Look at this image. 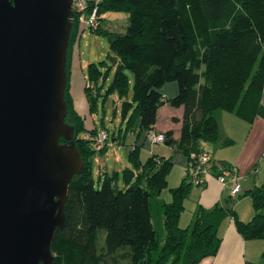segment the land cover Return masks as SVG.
Segmentation results:
<instances>
[{
    "label": "trees",
    "instance_id": "16d2710c",
    "mask_svg": "<svg viewBox=\"0 0 264 264\" xmlns=\"http://www.w3.org/2000/svg\"><path fill=\"white\" fill-rule=\"evenodd\" d=\"M96 1L89 0L90 8ZM107 11L129 13L126 31L109 33L111 48L121 62L112 87L121 98L128 90L127 71L134 74L133 99L124 100V112L132 109L125 133L136 132L138 138L145 133L147 140L148 131L157 130L161 107L167 103L184 107L182 119L173 118L182 122L180 136L175 137L174 130L163 132L164 143L175 155L186 157L184 177L180 185L170 188L172 199L163 204L166 238L162 246L153 224L152 200L169 187L172 158L153 154L143 162L141 147L135 145L129 159L136 171L130 167L122 171L125 186H119L117 171L104 173L101 187L95 186L94 155L106 151L108 142L96 150L95 139L84 138L85 122L70 94V50L78 29L75 16L67 63L66 121L75 127L85 167L70 184L68 223L55 235L54 264H199L218 253L219 228L228 216L245 239L264 240V181L237 198L231 196L226 204L199 206L187 227L180 224L193 187L208 182L196 185L188 165L195 162L193 153L207 149L206 143L218 142L217 111L233 113L248 122L250 129L258 118L264 120V0H102L101 20ZM105 76L98 64L89 65L86 94L92 112L102 88L100 79ZM172 82L177 83L178 93L167 98L163 88ZM94 92H98L96 97ZM98 132L97 127L89 131L93 137ZM259 164L252 166L255 176ZM231 165L235 164L213 160L212 176L218 180L219 170ZM226 186L231 193L230 183ZM245 196L252 198L255 211L248 222L241 221L235 209L238 198ZM262 258L259 264H264V251Z\"/></svg>",
    "mask_w": 264,
    "mask_h": 264
},
{
    "label": "water",
    "instance_id": "95a60500",
    "mask_svg": "<svg viewBox=\"0 0 264 264\" xmlns=\"http://www.w3.org/2000/svg\"><path fill=\"white\" fill-rule=\"evenodd\" d=\"M73 5L0 0V264H54L85 167L66 121Z\"/></svg>",
    "mask_w": 264,
    "mask_h": 264
},
{
    "label": "rangeland",
    "instance_id": "374dc122",
    "mask_svg": "<svg viewBox=\"0 0 264 264\" xmlns=\"http://www.w3.org/2000/svg\"><path fill=\"white\" fill-rule=\"evenodd\" d=\"M87 21L88 17L85 15H82L80 20H78L77 35L70 50L71 76L69 82L71 84V93L76 96L78 106L86 115V128L88 130H91L97 127L99 131L107 130L110 135L106 151H104L103 154L99 153L98 156L94 159L93 176L95 186L97 188L101 187L102 180L104 178L103 173L105 169H107L106 172L109 174H114L116 171L120 172L119 186L124 187L126 184L122 172L125 169L124 163L126 162L133 171H136L135 165L130 162L129 154L131 149L135 145H139L141 147L140 158L143 162H145L150 157V155L153 154L165 158H172L174 160V166L169 176V187L163 192V196L170 195L171 200L172 194L170 192V188L177 187L178 185H180L184 177V174L182 175L184 166L181 160L183 159V155H180V157L178 156L179 154L175 155L174 151L166 143L152 144L153 150L150 152L149 149L152 145L146 139H143V135L138 138L137 134H134L131 131L125 133V129L127 127V119L130 117L132 109H130L126 113L124 112V100L127 99L129 101H132L133 99V72L127 71V73L129 74V85L127 94L124 98H121L117 89L112 87L115 75L118 71L121 62L118 55L111 48L109 33L125 32L126 28L129 25V13L125 11L105 12L102 15L101 24L99 27L100 29L98 28L99 30L96 29V31L92 30L88 26ZM91 63L98 64L99 67L102 68L103 73L106 74L105 77L100 79V84L102 88L100 90V96H98L99 98L95 99L97 102V108L94 109L93 112L91 111L89 99L86 94V84L90 85V83L88 82V69ZM94 93H96V97L98 92ZM172 109L173 107L170 104H167V106L163 107L160 110V124L164 125L168 121L172 122L169 116L170 110ZM222 112L226 111H217V117L220 122L221 130H223L222 118L220 116ZM242 122V127L238 126L236 128L237 136L236 138H233L232 144L226 147H222L220 145V140L222 139L221 136L218 142L206 143L208 148H212V156H216V154L222 155L224 159L223 161L227 164H230L237 162L240 156L247 153L249 147L246 146L248 145V133L250 125L246 121ZM175 125L176 124H173L174 127ZM121 128L123 129V131L120 130ZM251 142H253L252 138ZM263 145L264 141L262 139L256 144V146H259L258 148H262V150L264 149ZM252 150L254 151V147L252 148ZM102 157L104 160L102 159ZM245 158L246 160L245 165L243 166V171L241 170L243 176H245V174L248 173L250 169H253V165L251 167H248L250 163L248 156H245ZM255 178L258 181L257 185H260L264 181L263 155L260 159L258 175H252L249 182L253 183ZM165 201L166 200L163 197H160L159 199L156 197V199L152 200L153 224L158 234L160 246L163 245L166 238V231L164 229L163 207ZM238 207L242 209L244 214L250 215V220L252 219V217L254 216V207L252 198L250 196H245L239 201H237L235 208L236 211ZM191 212L192 208L186 206L185 212L182 215V217L184 216L186 221L185 224L182 226L187 227L191 223L193 217V213ZM260 242L264 243V240ZM263 251L264 249L262 250V254ZM262 260L263 258L261 259V261Z\"/></svg>",
    "mask_w": 264,
    "mask_h": 264
},
{
    "label": "crops",
    "instance_id": "0c3cea01",
    "mask_svg": "<svg viewBox=\"0 0 264 264\" xmlns=\"http://www.w3.org/2000/svg\"><path fill=\"white\" fill-rule=\"evenodd\" d=\"M70 69H71V64H70ZM70 76H71V71H70ZM70 89H71V84H70ZM163 93L165 94L167 98L174 97L178 93L177 83L172 82V83H168L167 85H165V87L163 88ZM70 94L73 99L75 110L84 119L85 127H86V115L83 113L81 108L78 106L76 96H74L71 93V91H70ZM167 104H165L163 107L167 106ZM163 107H161L160 110ZM160 110H159V113H160ZM227 113L222 112L220 115L222 118V125H223V130H221V134H220V136L222 137V139L220 140V145L222 147H226L233 143V138H236L237 136L236 128L238 126L242 127V124H243L242 119L238 118L237 116H232L234 115L233 113H229V112ZM169 114H170L169 116L172 122L168 121L164 125L160 124L159 115H158V122L156 124V129L160 132L174 130L175 137L178 138L180 136V130L182 128V122H175L173 118L177 117V118L182 119L183 114H184V107H180V108L173 107V109L170 110ZM173 124H176L175 127L173 126ZM86 130L87 132L85 134L89 133L90 130H88L87 128ZM132 133L136 134V132H132ZM144 136H145V133H143V137ZM251 138L253 139V142H251ZM143 139L145 140V138ZM261 139L264 141V120L261 118H258L256 122L254 123L253 127L251 129L249 127L248 145L246 146V147H249V149L247 153L240 156L237 162L230 163V164L238 165L239 168L243 171V166L245 165V160H246L245 156H248V159L250 161L248 167L249 166L251 167L257 162L260 163V159L264 153L263 151L264 149L263 150L262 148L259 149L258 148L259 146H256V144ZM115 140H118V139H115ZM226 140L227 141L230 140L231 143L225 144L224 142ZM253 147H254V151L252 150ZM205 148H207L210 152L212 151V148H208L207 144L205 145ZM149 150L150 152L153 150V145L150 146ZM99 153H101V151H98L94 155V157L96 158ZM178 156L180 157V154ZM212 157H213L214 162L216 161V163L218 164H220L224 160L222 155L216 154V156H212ZM182 158H183L181 159L182 164L183 166H185L187 160L185 159L184 156ZM127 167H129V165L125 162L124 168H127ZM216 170L217 168H214V172H216ZM106 171L107 169H105L104 173ZM252 175L253 174L251 173V169H250V171H248V173H246L245 176H243L244 178L242 180V185H243L242 193L243 192L245 193L247 190L252 189L255 185H257L258 181L256 178L253 183L249 182ZM160 197L165 198L166 201H170V195L163 196V193H162L159 196V198ZM229 198L232 199L231 193H230V187L220 184L217 178L211 175L209 176L208 182L206 184H204L203 186L193 187L191 194L186 200V206H189L192 208L191 213H193L192 216L194 217L195 211L198 209L199 206H203L205 208H212L217 204L218 205L226 204ZM242 198L241 197L238 198V201ZM237 211H236V216L240 218L241 220H243V222H248L250 220V217H249L250 215L244 214V212L242 211V209H240V207L237 208ZM185 221L186 219L184 218V216L181 217L180 224L184 225ZM219 235L222 238V243H221L218 253L214 256H209V257L204 258L199 264H259L261 262L262 250L264 249V243L260 241H262L263 239H245L237 230V226L235 222L233 221V219L231 218V216H228L227 218L223 220L219 228Z\"/></svg>",
    "mask_w": 264,
    "mask_h": 264
},
{
    "label": "built area",
    "instance_id": "2783aa9c",
    "mask_svg": "<svg viewBox=\"0 0 264 264\" xmlns=\"http://www.w3.org/2000/svg\"><path fill=\"white\" fill-rule=\"evenodd\" d=\"M101 1L102 0H97L93 8H90L89 0H74V18L77 16L78 20H80L81 16L85 15L88 17V26L93 30L98 29L101 24V18L99 15V3ZM84 138L89 140L94 138L96 150H101L108 142L109 134L108 131L103 130L98 132L96 137H93L91 134L87 133L84 135ZM166 139L165 133L159 132L157 130H150L147 133V140L151 144L164 143L166 142ZM192 158L195 159V162L191 165H188V174L191 175L192 180L196 185H202L206 183L209 176L212 175V155L207 149H204L199 154L193 153ZM218 174L219 182L224 186L230 183L231 196L233 198H237L242 192L241 179L243 178V173L240 171L239 167L237 165L223 167L221 170H219Z\"/></svg>",
    "mask_w": 264,
    "mask_h": 264
}]
</instances>
